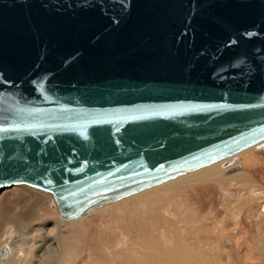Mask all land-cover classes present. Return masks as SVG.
Wrapping results in <instances>:
<instances>
[{
	"label": "water",
	"instance_id": "obj_1",
	"mask_svg": "<svg viewBox=\"0 0 264 264\" xmlns=\"http://www.w3.org/2000/svg\"><path fill=\"white\" fill-rule=\"evenodd\" d=\"M261 140L264 0H0V187L73 217Z\"/></svg>",
	"mask_w": 264,
	"mask_h": 264
},
{
	"label": "rangeland",
	"instance_id": "obj_2",
	"mask_svg": "<svg viewBox=\"0 0 264 264\" xmlns=\"http://www.w3.org/2000/svg\"><path fill=\"white\" fill-rule=\"evenodd\" d=\"M243 170L248 172H244L245 178L225 186L209 181L146 191L80 220L62 221L60 240L74 235L79 241L75 244L80 251L73 258L45 251L55 237L51 230L55 217L58 219L52 204L54 196L21 183L5 185L0 187V246L12 241L17 247L28 248L34 257L31 264H40L42 258L49 264H149L145 262L148 256L158 262L153 264H264V159ZM220 171L219 177L238 174H226L222 168ZM34 201L38 205L31 208ZM30 240L41 243L31 251ZM161 253L171 258L162 262L158 260ZM0 264L20 263L14 260Z\"/></svg>",
	"mask_w": 264,
	"mask_h": 264
},
{
	"label": "bare ground",
	"instance_id": "obj_3",
	"mask_svg": "<svg viewBox=\"0 0 264 264\" xmlns=\"http://www.w3.org/2000/svg\"><path fill=\"white\" fill-rule=\"evenodd\" d=\"M261 141H264V140H261ZM238 154V157L234 158L232 155H228V156H225L223 158H220L218 160H214L212 162H209V163H206V164H203V165H200V166H197L193 169H189V170H186L184 172H181V173H178L176 174L175 176H172V177H169V178H166L160 182H156V183H152L150 185H147L145 187H142L140 189H137L133 192H130V193H127L125 195H122V196H119L117 198H113V199H109V200H106L98 205H96L95 207L91 208L90 210L84 212V213H81L80 215H77V216H73V217H65V216H62L60 215L59 213V207H58V204L55 200V198L53 199L52 198V204H53V207L55 208V213L58 214V219H56L55 217V228L53 230H51V232H54V236L53 237V241L52 243H50V246L46 248V252H47V249L48 251H52V252H55V253H58V254H66L68 255V257H72V255H75V257H77L78 255V250L79 248V245L77 246V244L75 243H79V241H75V237L74 235L73 236H69L67 238H65L66 240L64 241H61L60 240V236H59V233L62 231V221L64 222H69V221H76V220H80L82 218H85L86 216H88L89 214L93 213L94 211H97V210H101L103 207H108L110 206L111 204L113 205L116 204L117 202H120L124 199H128L130 198L131 200V197H134L135 195L138 196V194L140 193H145L146 191H155L157 190L158 192L161 190H166V189H174V188H184V186H192L194 185L195 183H205V182H209V181H217L219 184H222V185H228L229 183H232L238 179H243L245 178L246 176L244 175V172L245 173H248L246 171H244L243 169L245 168V166L249 165V164H255L256 161H261L262 159H264V148H259V149H255L253 147H248L246 149H242L240 151L237 152ZM249 158V159H248ZM247 159V162L245 163ZM245 163V164H244ZM221 166L222 169H225V173L226 174H233V173H238V174H235L233 176H229V177H219L218 174L221 173L220 169H218L219 167ZM243 170V171H242ZM243 172V173H239V172ZM218 176V177H216ZM249 179V178H248ZM20 184V183H18ZM20 185H25V186H30L32 188H37V189H40V191L42 190L43 193H47V192H50V193H47V194H50V195H53L52 191L48 190V189H45V188H42V187H38V186H35V185H31V184H27V183H21ZM44 191H47V192H44ZM147 193V192H146ZM152 193V192H151ZM154 193V192H153ZM126 201V200H125ZM31 205V208H34V206L38 205L35 201L33 203H30ZM121 205V204H120ZM130 207V206H129ZM31 208H29V211H32L33 213V210H31ZM21 214V213H20ZM34 214V213H33ZM53 214V213H52ZM25 215V214H24ZM18 217V216H17ZM2 221V219L0 220ZM16 221V220H15ZM25 221V220H24ZM45 221H48V219H45ZM4 222V221H3ZM7 222V221H6ZM30 222V221H29ZM135 222V221H134ZM1 223V222H0ZM12 223V222H11ZM82 223V222H81ZM19 224V223H18ZM26 224V223H25ZM131 224V223H130ZM136 224V223H135ZM133 225V224H131ZM138 225V223H137ZM172 225V224H171ZM175 225V224H174ZM136 225H134L135 227ZM139 226V225H138ZM173 226V225H172ZM171 226V227H172ZM24 227V226H23ZM27 227V225H26ZM133 227V226H132ZM175 228H176V225H175ZM136 230V229H135ZM144 231V230H142ZM176 232V231H175ZM62 233V232H61ZM141 233V232H140ZM51 234V233H50ZM28 235V234H27ZM143 235V234H142ZM153 235V234H152ZM145 236V235H144ZM155 236V235H154ZM159 236V234H158ZM78 237V235H77ZM76 237V238H77ZM81 237V236H80ZM150 237V236H149ZM162 237V235H161ZM145 238V237H144ZM148 238V237H147ZM156 238V236H155ZM20 239V238H19ZM27 239V238H26ZM158 239V238H157ZM21 240V239H20ZM80 240V239H79ZM145 240V239H144ZM152 240V239H151ZM163 240V239H162ZM161 240V242H163ZM32 241V243L29 245V250L33 251L35 249V247L37 245H40L41 241H35V240H30ZM135 241V240H134ZM153 241V240H152ZM155 241V240H154ZM177 241V240H176ZM136 242V241H135ZM146 242V241H145ZM143 242V243H145ZM159 242V240H158ZM157 242V243H158ZM80 243H81V240H80ZM66 244L67 247H66ZM135 244V243H134ZM164 244V243H163ZM260 244V243H259ZM23 245L24 242H23ZM157 245V244H156ZM168 245V244H167ZM77 248V251L75 252L74 250ZM150 246V245H149ZM38 247V246H37ZM36 247V248H37ZM82 247V246H81ZM144 247V246H143ZM148 247V246H147ZM145 247V248H147ZM158 247V246H157ZM168 247V246H167ZM171 247V246H170ZM50 248V249H49ZM75 248V249H74ZM83 248V247H82ZM140 248V247H139ZM151 248V247H150ZM153 248V247H152ZM151 248V249H152ZM169 248V247H168ZM178 248V247H177ZM180 248V247H179ZM156 249V248H154ZM163 249V248H162ZM166 249V248H165ZM164 249V250H165ZM141 250V249H140ZM160 250V249H159ZM43 252V253H46V252ZM73 251L75 253H73ZM85 251V250H84ZM154 251V250H153ZM174 251V250H172ZM139 252V251H138ZM142 252V251H141ZM152 253V251H150ZM148 253V252H147ZM167 253V252H166ZM144 254V253H143ZM155 254V253H154ZM173 254V253H172ZM171 254V255H172ZM14 255H15V258H14ZM157 255V254H156ZM179 255V254H178ZM44 256V255H43ZM58 256V255H57ZM80 256V255H79ZM94 257V256H93ZM96 257H100L99 255L96 256ZM142 257V256H140ZM146 257H147V254H146ZM153 256L151 257H147L145 262H148L149 264H153L154 262L155 263H158L156 260H154L152 258ZM169 257L171 258V256L168 254H165V253H161L159 254V259H161L160 261L163 262V260H168ZM180 257V256H179ZM73 258V257H72ZM144 258V257H143ZM176 258V257H175ZM34 259L33 255H30L29 252H28V248L27 250L25 248H22V247H17L15 243H13L12 241L10 242H6V244H3L0 246V261L2 263H7L8 261H14V260H17L18 263L20 264H29L32 260ZM76 259V258H75ZM178 259V258H177ZM68 260V259H67ZM72 260V259H71ZM97 260V259H96ZM42 264H49V260H46V259H43L42 258ZM40 262V264H41ZM72 262V261H71ZM168 262V261H167ZM166 262V263H167ZM170 262V261H169ZM192 262V261H190ZM135 263V262H134ZM139 263V262H138ZM179 263V262H177ZM176 263V264H177ZM31 264V263H30ZM35 264V263H34ZM52 264V263H51ZM60 264V263H59ZM86 264V263H85ZM142 264V263H141ZM164 264V263H163ZM173 264V263H172Z\"/></svg>",
	"mask_w": 264,
	"mask_h": 264
},
{
	"label": "flooded vegetation",
	"instance_id": "obj_4",
	"mask_svg": "<svg viewBox=\"0 0 264 264\" xmlns=\"http://www.w3.org/2000/svg\"><path fill=\"white\" fill-rule=\"evenodd\" d=\"M264 248V246H262V249ZM264 250V249H263Z\"/></svg>",
	"mask_w": 264,
	"mask_h": 264
}]
</instances>
